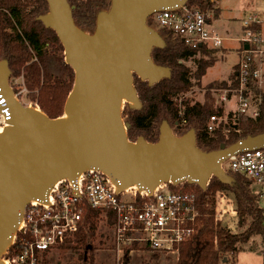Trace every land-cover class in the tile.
<instances>
[{
	"label": "water",
	"instance_id": "water-1",
	"mask_svg": "<svg viewBox=\"0 0 264 264\" xmlns=\"http://www.w3.org/2000/svg\"><path fill=\"white\" fill-rule=\"evenodd\" d=\"M45 1L49 11L38 21L55 33L74 82L63 108L65 119L52 120L16 102L8 86V64L0 62V114L8 110L10 124L0 135V264L25 207L31 201L47 203L59 181L75 182L83 172L98 171L117 192L136 187L151 194L166 184L204 191L211 176L226 183L220 165L228 157L264 148L263 133L206 154L196 148L193 131L177 139L167 127L155 144L128 141L121 105L140 109L133 75L150 86L168 77V69L150 57L162 39L146 21L188 0H111L92 34L75 26L67 0Z\"/></svg>",
	"mask_w": 264,
	"mask_h": 264
},
{
	"label": "trees",
	"instance_id": "trees-1",
	"mask_svg": "<svg viewBox=\"0 0 264 264\" xmlns=\"http://www.w3.org/2000/svg\"><path fill=\"white\" fill-rule=\"evenodd\" d=\"M218 1L188 0L186 5L190 10L210 13L216 19ZM67 3L72 10L75 26L85 34H92L97 16L109 10L111 0H67ZM48 11L45 0H0V62L8 64L12 78L23 76L28 100L48 118L56 119L72 90L74 73L64 63L63 48L55 33L38 21ZM259 28L252 26L250 30L256 32ZM161 36L164 37L163 34ZM165 39L172 44L153 50L151 59L156 66L168 68L171 77L152 87L136 78L134 88L142 108L122 111L129 142L134 143L136 139L142 138L149 144H155L159 138V123L164 118L169 119L175 129H194L196 147L204 153L215 152L221 146L229 147L264 132L263 100L254 120L228 114L225 124H217L212 133L207 132L210 117L219 120L223 116V110L214 106L212 100L207 99L203 105L190 106L188 102H182L177 106L174 100L190 91L193 87L190 81L192 78L200 80L205 70L215 62L216 51L219 50L191 51L169 36H165ZM198 53L208 60H198L196 72L191 76L181 61L194 60ZM233 79L231 76L230 86L224 82L214 83L210 89L234 88ZM214 86L216 87L213 88ZM234 176L240 184L245 182L247 186H252L255 198L248 197L247 189L241 186L233 189L215 180L205 192L187 184L180 187L169 185L173 191L193 192L200 214L198 234L190 242L181 245L176 264H233L240 246L248 243L253 236H259L264 247V212L256 207L262 192L241 176ZM223 191L230 192L235 198L237 227L247 225L243 234H232L215 221V195ZM98 222L99 213L85 208L81 229L64 248L72 253L79 249L87 251L95 240ZM42 264H47L45 257Z\"/></svg>",
	"mask_w": 264,
	"mask_h": 264
},
{
	"label": "built area",
	"instance_id": "built-area-1",
	"mask_svg": "<svg viewBox=\"0 0 264 264\" xmlns=\"http://www.w3.org/2000/svg\"><path fill=\"white\" fill-rule=\"evenodd\" d=\"M213 19L210 13L193 11L185 5L153 14L146 25L152 29L157 24L160 33L191 51L219 50L225 39L213 28ZM242 25L248 34L252 33V26H260V22L253 18ZM239 42L237 88L232 92L240 107L237 111L244 114L248 93L254 91L250 89L251 84L264 89V46L247 38ZM215 97L223 103L230 98L227 92ZM3 103L0 95V107ZM218 121L210 117L208 133L214 131ZM8 122V110H5L0 114V130L10 126ZM226 164L228 167L224 170ZM220 168L241 176L257 188H264V148L228 157ZM167 185L159 186L151 194L139 193L136 188L117 192L111 180L98 171L83 172L75 182L59 181L49 191L47 203L31 201L25 207L11 247L2 258L3 264H42L44 257L63 247L78 233L85 208L98 212L108 222L117 258L123 257L125 252L133 254L139 248L152 254L178 256L181 245L198 234L200 214L193 192L173 191ZM261 199L264 202V194ZM221 205V202L216 203L218 207Z\"/></svg>",
	"mask_w": 264,
	"mask_h": 264
},
{
	"label": "rangeland",
	"instance_id": "rangeland-1",
	"mask_svg": "<svg viewBox=\"0 0 264 264\" xmlns=\"http://www.w3.org/2000/svg\"><path fill=\"white\" fill-rule=\"evenodd\" d=\"M217 10H218V16L216 19H213L212 24H213V28L221 35L223 39H225V41L222 43V48L219 49V51H216L217 53H216L215 62L212 63L210 68L205 70V74L200 78V80L196 81L194 80V78H192L190 81L193 84V87L190 89V91L185 95L176 98V100L174 101L177 104V106L182 104V102L183 103L188 102V104L192 106L195 104L203 105L207 99H210L213 101L214 106L223 110V116L221 119H219L217 124L224 125L225 124L224 121L225 122L227 121L226 117L228 114H237L239 117H245V118L257 117V116L254 117V114H256L257 112L259 114L262 100L264 101V89H259L250 83L251 84L250 89L254 91L248 93V97L246 98L248 102V106L246 108L245 113L242 114L237 111L238 109H240V107L239 105L236 104L235 92H232L237 88V82L235 77H236V68L239 63L238 54H239V49L241 47V44L240 42L238 43V41L247 38L251 41H259L258 43L264 46V0H219L217 2ZM106 12L107 11H104L102 13H106ZM99 15L97 16V19ZM253 18L259 20L260 30L252 33L249 32L248 33L249 36H247L248 34L244 32L243 29H245V27L242 24L243 22ZM97 19H96V23H97ZM152 29L153 31L157 32L160 38L162 39V46L161 48H153L151 50L150 57L153 50L162 49L166 45L172 44L171 41L165 39V36L163 37L160 35L162 34L160 33L161 29L157 24H155L152 27ZM206 50L214 51L213 49H206ZM198 60H208V58L198 53L194 60L191 61L183 60L181 61V64L190 71L191 76H194L197 69ZM159 68H164V67H159ZM164 69H168V68H164ZM231 76H233L234 78L233 79L235 83L234 88H227L223 90L210 89L211 85H213L214 83L219 84L224 82L226 83V85L230 86L231 82L229 81ZM170 77H171V72L168 69V77L165 79H169ZM136 78L139 79L137 76L133 75L132 77L133 88H134V84L136 83L135 82ZM139 81L144 82L141 81L140 79ZM154 85L150 86L147 83L148 87H152ZM8 86L9 88H11V91L15 96L14 99L16 100V102L30 109L40 111L37 108V106L31 103L27 98L28 91L25 86L23 76H20L19 78L16 79L10 76V78L8 79ZM215 87L216 86H214L213 88ZM223 92H227V97H230L229 93L232 92L231 97L227 99L226 103L217 100L215 97L217 95L223 96ZM232 97H234V99ZM231 98L233 100L232 102H229ZM141 108L142 106L140 104V109ZM123 110L133 111L136 109L132 108L126 102H122L121 113ZM62 117H64L63 109L61 114L56 119ZM121 119L123 125L125 126L122 115H121ZM163 127H167L172 133V135L177 139L184 138V136H186L190 131H193L195 135L194 129L187 131L186 130L182 131L181 128L175 129L171 121L167 118H164L159 123V127H158L159 135ZM141 139L142 138L136 139L134 143H136L138 140ZM224 147L229 148L226 146ZM227 167L228 164L224 166V170H227ZM224 175L226 177V183H222L215 177L211 176L205 190L204 191L200 189L199 190L205 192L208 189L209 184L215 180L221 183L222 185L231 187L233 189H238L239 186H241L247 189L248 197L251 196L255 198L254 195L255 190L252 188V186H247V183L245 182H242V184H240L237 181L236 177L230 173L224 172ZM169 185L171 184H168L167 186ZM259 190L262 192V194H264V188H259ZM166 191L167 190H165V192ZM121 199H123V196ZM215 201L216 203L217 202L222 203L221 207L218 206L215 207V221H218L222 228L228 229L229 232L232 234H237V235L243 234L246 231L247 225L242 228L237 227V218L235 213L236 202L234 196L230 192H226V191L218 192L215 195ZM256 207L257 208L259 207L264 212V202L262 201V199L261 200L259 199V204H257ZM249 221L250 220L248 218V223ZM110 231L111 229L108 227V222H106V220L103 218L102 215H99V222L95 233V240L93 241L91 246H88L89 248L87 251L83 249H79L75 251V253H72L70 250L65 249L63 246L58 250H56L55 252L48 254V256L45 258V262H47V264H176L177 262L178 256L176 255H171V254L157 255L154 253L152 254L146 252L142 248H139L133 254H129L125 252V255L123 257L117 258V256L113 253ZM233 264H264V247L261 238L259 236H253L252 238H250L248 243L240 246V252L236 257V259L233 261Z\"/></svg>",
	"mask_w": 264,
	"mask_h": 264
},
{
	"label": "bare ground",
	"instance_id": "bare-ground-1",
	"mask_svg": "<svg viewBox=\"0 0 264 264\" xmlns=\"http://www.w3.org/2000/svg\"><path fill=\"white\" fill-rule=\"evenodd\" d=\"M122 101H124V99H122ZM132 106H133V104H132ZM28 109H30V108H28ZM65 119V116L63 117V120ZM6 129L7 128H9V126H7V127H5ZM3 130L4 129H2V130H0V135L3 133ZM133 188H136V187H133ZM19 228V227H18ZM12 242V241H11Z\"/></svg>",
	"mask_w": 264,
	"mask_h": 264
}]
</instances>
